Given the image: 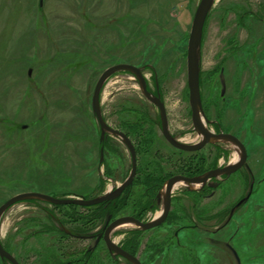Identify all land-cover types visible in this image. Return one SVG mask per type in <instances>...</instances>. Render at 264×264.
<instances>
[{"label":"rangeland","instance_id":"rangeland-1","mask_svg":"<svg viewBox=\"0 0 264 264\" xmlns=\"http://www.w3.org/2000/svg\"><path fill=\"white\" fill-rule=\"evenodd\" d=\"M201 0H0V207L15 196L95 199L129 177L126 146L100 129L92 112L108 69L141 68L165 104L173 137L201 142L193 130L187 49ZM203 122L235 136L246 163L212 187L173 190L159 227L116 229L111 238L143 264H264V0H216L201 47ZM105 122L126 134L137 174L122 195L99 208L16 204L0 221L2 244L19 264H82L106 220L153 221L172 177H194L236 164L239 150L214 142L197 152L173 148L158 109L135 78L110 77L101 94ZM104 148L103 161L100 151ZM84 258V256H83ZM0 264H5L0 258ZM8 264V263H7ZM91 264H116L101 243ZM118 264H128L120 260Z\"/></svg>","mask_w":264,"mask_h":264},{"label":"water","instance_id":"water-1","mask_svg":"<svg viewBox=\"0 0 264 264\" xmlns=\"http://www.w3.org/2000/svg\"><path fill=\"white\" fill-rule=\"evenodd\" d=\"M216 0H201L192 22L190 37L188 41L187 49V82L189 89V104L192 111V124L195 133L201 137V142L197 145H186L177 140L170 132L169 122L167 118L165 104L162 101L159 94L155 95L148 89L147 79L143 75L142 69L134 67L132 65L121 64L114 66L107 71H105L100 77L96 84L92 97V112L98 123L100 129V141L103 143L108 135H111L119 139L128 149L131 157L132 169L128 179L116 190L111 191L108 194L100 196L95 199H85L83 197L79 198H55L40 193H25L13 197L8 200L5 204L0 207V221L3 214L16 204H20L28 201H41L53 206H80L83 208L98 207L104 203H108L118 199L125 189L133 184L134 178L137 173V156L135 147L129 137L123 132L111 128L104 120L101 110V94L103 87L107 80L115 74L125 72L131 74L142 93V95L153 104L159 111L160 116V126L161 134L164 139L175 149L185 152H194L202 149L207 144H212L214 142H226L234 145L240 152V160L234 164L221 169H215L209 171L202 176L187 178V177H172L168 179L161 189L159 197L163 198V210L159 218L154 219L151 222H141L137 219L131 217H125L117 219L111 222L112 216L107 220V229L104 234V240L109 252L116 255L122 256L132 264H141L135 257L129 255L127 252L123 251L112 239L111 234L119 227L125 225H135L141 231H148L159 227L165 219L167 218L170 208L173 190L176 185H186L190 190H193L197 186H204L211 179H218L221 176H231L240 170L246 163V151L243 144L235 137L229 134L223 133H213L207 129L203 122V107L201 98V87H200V74H201V47L205 25ZM104 148L100 151V163L103 161ZM211 186V185H210ZM216 187V186H212ZM234 256L237 259L238 264H240L239 257L233 248L230 247ZM0 258L2 261L9 264H19V262L7 251L5 250L0 236Z\"/></svg>","mask_w":264,"mask_h":264},{"label":"flooded vegetation","instance_id":"flooded-vegetation-1","mask_svg":"<svg viewBox=\"0 0 264 264\" xmlns=\"http://www.w3.org/2000/svg\"><path fill=\"white\" fill-rule=\"evenodd\" d=\"M147 84H148V81H147ZM148 88L150 89V86H149V84H148ZM154 94L155 95H157L158 93H157V91H155L154 92ZM159 129H160V131H161V126L159 125ZM108 137V136H107ZM106 137V138H107ZM164 138V137H163ZM208 145V144H207ZM206 146V145H205ZM204 146V147H205ZM203 147V148H204ZM202 148V149H203ZM177 150V149H176ZM201 150V149H200ZM180 151V150H179ZM199 151V150H198ZM182 152H185V151H182ZM194 152H197V151H194ZM136 156H137V153H136ZM137 164H138V160H137ZM225 167H227V166H225ZM222 168H224V167H222ZM217 169H221V168H217ZM215 170V169H214ZM210 171H212V170H210ZM209 172V171H208ZM205 173H207V172H205ZM205 173H203V174H205ZM137 174V173H136ZM202 174V175H203ZM202 175H200V176H202ZM233 175V174H232ZM194 177H198V176H194ZM222 178H226V177H229V176H221ZM187 178H193V177H187ZM213 180H215V179H211V180H209L208 181V183L206 184V185H204V186H200L201 187V189H206V188H210V187H212V185L213 184H211L212 183V181ZM211 185V186H210ZM213 189H216V187L214 188V187H212ZM173 195V194H172ZM109 203V202H108ZM171 204H172V200H171ZM171 209V208H170ZM162 210H163V208H162ZM170 212V211H169ZM110 216H112V215H110ZM168 217V216H167ZM109 218V217H108ZM134 219H137V220H139V221H141V222H144L143 220H140V219H138V218H136V217H133ZM112 219H113V216H112ZM112 219H111V221H112ZM108 220V219H107ZM107 220H106V223H105V225H104V227L101 229V231H100V233H98V234H96V235H93V236H89V237H86V238H83V239H85V240H94L95 239V243H94V245H93V247L91 248V250H88V251H84L83 253H81V255H82V261H78V263H82V264H91V258L93 257V254H94V251L97 249V247L101 244V243H103L104 245H105V247L107 248V246H106V243H105V240H104V234H105V232H106V229H107ZM166 220V219H165ZM144 223H146V222H144ZM164 223V222H163ZM112 239V238H111ZM115 242V241H114ZM116 243V242H115ZM119 247H121V249L123 250V251H125V252H127L129 255H131V256H133V257H135L141 264H143L142 263V261L137 257V255H136V253H133V252H130L129 250H127L124 246H119ZM107 250H108V248H107ZM108 252H109V250H108ZM109 255L112 257V258H114L115 260H116V264H118L119 263V261L122 259V260H125L128 264H132L130 261H128L127 259H125L124 257H122V256H119V255H116V254H114V253H111V252H109ZM83 256H84V258H83ZM4 262V261H3ZM5 264H7V262H4ZM9 264V263H8Z\"/></svg>","mask_w":264,"mask_h":264},{"label":"bare ground","instance_id":"bare-ground-1","mask_svg":"<svg viewBox=\"0 0 264 264\" xmlns=\"http://www.w3.org/2000/svg\"><path fill=\"white\" fill-rule=\"evenodd\" d=\"M179 141H181V142H184V143H185V141H183V140H179ZM181 185H182V184H181ZM178 186H180V185H176V186H175V188H176V187H178ZM175 188H174V189H175ZM194 189H195V188H194ZM194 189H193V190H194ZM161 213H162V212H161ZM161 213H160V214H159V215H158L156 218H159V217H160V215H161ZM156 218H155V219H156Z\"/></svg>","mask_w":264,"mask_h":264},{"label":"trees","instance_id":"trees-1","mask_svg":"<svg viewBox=\"0 0 264 264\" xmlns=\"http://www.w3.org/2000/svg\"><path fill=\"white\" fill-rule=\"evenodd\" d=\"M95 208H96V207H95ZM97 208H99V206H98Z\"/></svg>","mask_w":264,"mask_h":264}]
</instances>
